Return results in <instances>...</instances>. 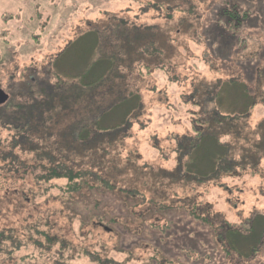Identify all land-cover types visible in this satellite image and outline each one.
<instances>
[{"label":"rangeland","instance_id":"374dc122","mask_svg":"<svg viewBox=\"0 0 264 264\" xmlns=\"http://www.w3.org/2000/svg\"><path fill=\"white\" fill-rule=\"evenodd\" d=\"M218 1L221 0H214ZM229 1L239 3L241 14L219 16L214 22L218 26H210L205 22L209 16L204 5L199 7L202 21L196 23L197 10L192 15L186 12V6L178 5L180 11L173 10L174 19L168 21L164 13L152 8V0H0V89L18 104L26 100L29 91L24 84L31 78L37 83L43 80L46 69L54 67L71 43L74 42L73 48L61 59L63 70L70 72L68 68L76 64L75 71L81 66L77 64H84L98 43V34L88 32L98 30L107 38L110 15L143 29L157 27L150 31L154 47L139 48L130 72L121 71L133 84L129 88L142 102L141 110L130 119L129 128L125 127L127 138L115 142V148L99 160L105 165L102 175L107 172L106 178L111 175L113 182H120L118 187L113 192L104 186H100V191L85 190L74 196L79 204L72 207L66 204L69 194L60 188L67 184L65 179L51 180L40 187L34 185L30 176L26 181L2 184L0 233L13 234L21 245H9L12 257L5 261L6 256L1 255L0 264L57 261L59 244L49 254L27 243L36 238L35 230L66 239L60 264H96L89 256L92 253L121 264H153L155 258L156 262L167 260L163 256L165 245L171 249L169 264H177L176 258L183 259L186 251H190L192 261L207 264V251L220 242L215 233L228 225L247 233L255 218L264 217V152L259 155L262 162L257 171L223 177L218 182H182L177 171L178 145L182 138L195 135L193 128H198L203 114L213 112L215 95L223 84V111L240 110L246 103L241 97V83L248 85L257 104L252 109L247 128L250 136L245 141L251 145L262 138L264 142V0ZM243 12L249 14L248 18L241 16ZM184 18L186 23L182 25ZM177 29L180 33H176ZM241 44L247 48L243 50ZM158 51L157 60L145 62ZM122 58L126 60L125 55ZM156 62L162 63L152 65ZM231 80L240 83L231 87ZM49 81L57 82L52 76ZM34 83L37 89L38 84ZM0 129L1 139L8 147L12 137L7 129ZM60 129V125L52 127L59 138ZM35 143L42 147L48 144L44 137ZM13 153L21 160L35 161L36 151L17 148ZM89 158L86 156L84 162H90ZM113 159L118 166H111ZM184 161L186 157L180 160ZM49 167L48 162H43L37 174H44L47 170L43 168ZM123 190H137L140 195L126 196ZM143 197L145 203L140 199ZM148 201L169 207L163 213L172 215L174 222V229L168 237L164 236L158 249L150 245L154 232L148 226L153 224L159 231L169 226L160 213L148 215ZM110 218L116 223H110ZM189 227L194 230L191 234ZM182 230L189 237H178ZM156 234L155 239L161 238L160 233ZM123 248L126 251L119 253ZM223 262L264 264V234L250 259L233 252L229 257L222 256Z\"/></svg>","mask_w":264,"mask_h":264},{"label":"trees","instance_id":"16d2710c","mask_svg":"<svg viewBox=\"0 0 264 264\" xmlns=\"http://www.w3.org/2000/svg\"><path fill=\"white\" fill-rule=\"evenodd\" d=\"M152 2V8L156 12L164 13V18L168 21L174 19V14L171 13L173 10L180 11L176 8L179 6H186V12L192 15V12L197 10L195 20L196 23H199L202 21L199 7L204 5L209 16L205 22L210 26H218L214 22L219 16L241 14L237 9L239 3L229 0L218 2H214V0H152ZM241 16L248 18L249 14L243 12ZM108 18L110 21L107 22L106 29L109 36L106 38L98 30L90 29L89 34H98V43L92 47L85 63L77 64L81 65L77 70L73 71L76 68L75 64L68 68L70 72L65 73L61 61L73 48V42L60 54L54 67L46 69L43 80L37 83L31 78L30 82L27 81L24 84V87L29 89L25 95V101L18 104L9 99L7 103L0 105V111L10 112L8 114L0 112V128L7 129L10 134L9 138L12 137L8 147H5V141L0 136V189L2 184H12L16 180L26 181L27 176H30L34 185L39 187L51 180L65 179L67 184L60 188L69 194L66 197V204L73 207L79 204L74 196L82 194L85 190L100 191V186H104L110 190L108 192H113L118 187L120 182H113L111 175L108 178H106L107 172L102 175L104 169L102 165L104 164H100L99 160L102 157L104 159L109 154V150L115 148V142L127 138L124 134L125 127L132 123L130 119L141 110L142 102L129 88L133 84L127 76H122L121 71L122 69L129 71L133 65L134 55L139 48L142 50L154 47L150 31H154L157 27L143 29L142 26L132 25L125 19H119L114 15H110ZM185 20L186 18L182 20V25L186 23ZM180 31L177 29L176 33H180ZM240 46L243 47V50L247 48L245 44ZM122 54L126 57L125 61ZM152 54L151 58L147 56L148 61L145 62L157 60L156 55L160 54V51ZM161 63L156 62L152 65ZM149 65L150 63L146 64V67ZM53 70L54 72H52ZM51 76L56 79L55 84L50 83ZM34 82L38 84L37 89H34L32 85L35 84ZM237 82L231 80V87L237 85ZM224 87L225 84L215 95L213 112H208L210 113L208 115L203 114L198 128H193L195 135L192 138H182L177 147V160L179 159L177 171L182 182L206 184L218 182L223 177L235 176L245 171H257L262 162V159L259 158L260 153L264 152L262 138L251 145H247V141H245L250 136V131L247 128L252 109L257 104L256 97L250 94L248 85L242 82L241 97L246 100V103L240 110L236 108L233 111H223L224 92L222 90ZM218 102L220 105L217 104ZM56 125L61 126L60 138L57 136L58 131L52 130V127ZM42 137L48 142L45 147L35 143V141H42ZM52 138H54L53 141H51ZM17 148L23 152L36 151L35 161L21 160L13 153ZM86 156L90 157V162H84ZM184 157H186V161L181 163L180 160L182 161ZM43 162H48L50 167L43 168L47 170L44 174H37V169ZM112 162L114 163L111 166H118L115 159ZM21 173L23 174L21 175ZM4 174L10 176L7 177ZM123 191L126 192V196L140 195L137 190L135 192ZM123 191L121 193L124 194ZM46 192L48 191L44 193ZM140 199L143 200V203L146 202L144 197ZM148 203V215L160 213L169 226L168 229L160 231L153 224L148 226V230L154 232L150 245L158 249L164 242V236L168 237L169 232L174 229L171 226L174 222L172 215L168 217L163 213L169 207L153 201H148ZM96 217L100 221L103 220L100 215H96ZM110 223L116 222L110 218ZM188 231L191 234L194 230L189 227ZM156 233H160L161 236L158 240L155 239ZM201 233L203 232H199V234ZM263 234V216L254 219L251 230L249 229L247 233H242L228 225L222 232L215 233L214 236H217L220 242L214 243L211 246V251H207L209 257L207 264H221L222 256L229 257V254L233 252L238 253L239 257H243V259H250L257 252ZM177 235L178 237H189L183 230L179 231ZM35 236L36 238L28 240L27 243L30 246L40 252L51 254L53 253L52 247L59 244L61 249L57 251V261L53 264H60L64 260L63 250L64 245L67 244L66 239L41 234L38 230H35ZM16 240L11 233H0V257L5 255V261L12 257V252L8 251L9 245L13 248L21 245L17 244ZM170 250V245H165L163 256L167 260L156 262L155 258L153 264H169L172 259L168 254ZM129 255L131 256V253ZM89 256L96 264H121L112 259L103 260L96 253ZM183 259L186 260V263L182 261ZM183 259L177 257V264H200L198 261H192L190 251L184 253Z\"/></svg>","mask_w":264,"mask_h":264},{"label":"water","instance_id":"95a60500","mask_svg":"<svg viewBox=\"0 0 264 264\" xmlns=\"http://www.w3.org/2000/svg\"><path fill=\"white\" fill-rule=\"evenodd\" d=\"M10 99V95H8L4 90L0 89V105H4Z\"/></svg>","mask_w":264,"mask_h":264}]
</instances>
